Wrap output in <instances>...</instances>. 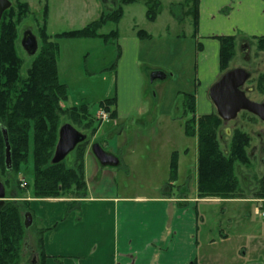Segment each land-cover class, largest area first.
<instances>
[{
	"label": "rangeland",
	"instance_id": "374dc122",
	"mask_svg": "<svg viewBox=\"0 0 264 264\" xmlns=\"http://www.w3.org/2000/svg\"><path fill=\"white\" fill-rule=\"evenodd\" d=\"M11 6L16 2L27 3L29 10L22 15L16 25L17 39L15 47L17 54L22 59L20 75L25 76L32 62L21 45L23 33L30 30L38 41L39 28L43 23V12L47 7L46 33L51 36V41L58 44V81L65 85L67 98L61 103L63 108L86 105L89 113L98 118L100 102L108 98H117L134 108L139 94V82L134 70L126 79L125 86L116 81V61L118 57V43L116 39L108 38H55L56 34L86 27L96 20L104 18L100 26L99 34H108L115 30L117 35H127L132 31L144 30L150 34V38L143 39L141 47V73L143 74V102L145 109L163 112L162 119L134 117L122 122L118 129H123L125 146L116 156L123 162L120 166H107L114 175V183L118 187L120 195H162L166 190L170 191L169 184L173 185V191L184 192L193 195L196 192L197 179V137L189 136L185 131V121L190 115L183 116L181 100L184 93H192L199 79V113L196 115L216 112V109L208 97L209 88L220 78L217 70L216 59L219 48V37L234 35L236 38V53L228 64V69L241 68L249 73L245 85H252L255 90L248 93L247 97L254 102L264 101V73L256 71L255 53L259 50L258 42L252 34L237 28L232 34H225L221 26L210 27L204 20L200 21L198 37H192L191 4L185 0H132L129 3L124 0H9ZM209 1V0H207ZM218 1V0H217ZM223 4V0H219ZM159 3V6L156 4ZM120 8V21L114 22L111 15ZM116 10V11H117ZM152 10V12H150ZM223 13L235 16L230 6L221 9ZM233 12V13H232ZM240 14V13H236ZM153 15L154 20L148 19ZM204 19V18H202ZM257 36V35H255ZM263 36V35H261ZM117 37V36H116ZM247 40L250 48L249 65L242 55L240 44ZM199 56V72L196 73L195 61ZM264 65V63H262ZM262 65V66H263ZM114 66V67H113ZM260 66V69L262 68ZM161 67L169 77L164 80L154 81L149 75L148 68ZM172 76V77H171ZM125 82V81H124ZM124 85V84H123ZM207 87V88H206ZM157 95L158 98L152 96ZM193 94V93H192ZM176 104H180L175 111ZM210 106L211 112L207 108ZM103 109V108H102ZM64 121L70 123L77 130L85 133L82 127L74 124L69 118ZM111 120V119H110ZM109 120V122H110ZM99 125V126H100ZM113 126V122L106 124ZM220 143L223 150L229 145V134L233 129L246 132L251 140L248 147L250 164L239 167L237 172L240 184L244 189V198L237 201L241 203H221L219 198L214 199L217 203H203L197 205V212L204 216L205 220L199 221L200 232L207 227L213 229L214 234H219V226L229 234L251 236L246 239L247 253L245 256L236 254L233 260L225 261V264H264V218L254 214V208L259 204L253 193L257 190L258 181L264 169V124L256 117L247 112H240L238 116L225 123L222 127ZM99 129V127H98ZM97 129V130H98ZM91 135V134H90ZM93 136H89L90 142ZM113 152L112 148H107ZM132 151V152H131ZM168 151V152H167ZM74 152L72 151L64 159L67 165H72ZM176 160V177L171 178L170 162ZM23 166L19 174L2 172L0 179L5 183L6 196L12 191L17 195H33L32 187V161ZM164 159V163H162ZM169 161V176L167 175V163ZM140 162L142 173L134 174L128 163ZM162 161V162H161ZM164 168V175L160 171ZM160 171L159 175H153V171ZM134 174V175H133ZM25 180L29 185L26 189L18 188L16 180ZM6 181L8 182L6 184ZM181 188V191H180ZM198 199V198H197ZM224 210V214L222 211ZM33 211V210H32ZM234 212L236 215L232 213ZM251 212L249 215L245 213ZM230 214H233L232 217ZM34 222L28 227L27 240L24 248L22 264H34L35 254L33 249L37 245L40 235L37 229L43 226L37 219V213L33 211ZM232 217V218H231ZM231 218L232 226L226 227ZM44 237V234L42 235ZM244 251V250H243ZM239 257V259H238ZM61 257H54V261H62Z\"/></svg>",
	"mask_w": 264,
	"mask_h": 264
},
{
	"label": "crops",
	"instance_id": "0c3cea01",
	"mask_svg": "<svg viewBox=\"0 0 264 264\" xmlns=\"http://www.w3.org/2000/svg\"><path fill=\"white\" fill-rule=\"evenodd\" d=\"M196 1L197 26L192 28V37H198L202 20L210 27L221 26L225 34H232L235 29L240 28L252 34V37L264 36V0H223V4L219 0ZM227 6L231 7L235 16L222 12L221 9ZM237 12L240 14L236 15ZM136 32L116 37L119 51L116 81L125 86L132 68L139 82L138 98L131 110L130 100L127 107L123 102L124 98H115V104L110 107L111 111H115L114 118H110L113 126L106 125L109 121L101 124L94 134V142L88 145L84 155L86 197L75 201L70 197L19 196L15 190L10 196L5 193L6 200L28 201L31 211L37 213V219L47 229L43 237V252L46 255L44 264H225V261L237 258L236 254L245 256L247 253L245 240L251 239V236L235 237L221 225L219 234H214L210 227L201 233L199 227V221L203 222L205 218L202 215L200 217L201 213L197 212L198 203H217L218 200L221 203H241L237 199H197L196 192L189 195L187 192L173 191V185L170 191L166 190L162 195H120L114 183L113 172L107 166L100 165L93 155L91 145L99 143L105 152L118 160V164L114 166H120L123 162L127 165L116 156L125 146L126 140L123 138V129L117 127L134 117L149 115L148 118H163L164 111L157 114L145 109L141 94L143 74L140 67L142 41L146 38L139 37ZM219 48L216 66L221 75ZM195 69L198 73L199 56L195 61ZM148 70L153 87L154 81L170 76L161 67ZM192 93L195 96V112L199 113V79ZM152 97L158 98L156 94ZM182 101L183 99L181 106ZM179 107L180 104H176L175 111ZM207 108L211 112L210 106ZM107 148H112L115 153L108 152ZM162 161L164 163V159ZM136 162L138 164L128 161L132 166L130 170L140 175L141 164ZM165 163L169 176V161L165 159ZM160 171L164 175L162 166ZM160 171H153V175H159ZM15 196L18 198H14ZM73 201L78 209L67 213V208ZM222 213H225L224 210ZM233 214L230 215L234 217ZM231 218L227 219L228 228L232 226ZM262 246L264 250V243ZM54 257L63 259L58 262L54 261Z\"/></svg>",
	"mask_w": 264,
	"mask_h": 264
},
{
	"label": "trees",
	"instance_id": "16d2710c",
	"mask_svg": "<svg viewBox=\"0 0 264 264\" xmlns=\"http://www.w3.org/2000/svg\"><path fill=\"white\" fill-rule=\"evenodd\" d=\"M132 0H124L129 3ZM191 4L190 14L193 16V27L197 26V1L185 0ZM159 6V3L156 4ZM27 3L16 2L4 11L0 20V174L13 172L19 174L28 162L32 161L31 177L34 198H85L87 186L85 182L84 155L89 145V136H93L100 123L92 116L86 105L63 108L61 103L66 100V87L58 81V44L51 41L46 33L47 7L43 12V23L38 30L39 47L25 76L20 75L22 59L17 54L15 40L16 25L22 15L28 12ZM117 10V9H116ZM111 15L114 22L120 18V8ZM152 12V10L150 11ZM96 20L86 27L56 34L55 38H103L116 39L115 30L108 34H99L104 18ZM153 15L148 19L154 20ZM141 38H150L144 30H137ZM259 50H264V36L255 37ZM219 64L221 72L228 70V64L236 53L235 36L219 37ZM264 85V84H263ZM264 92V87H262ZM115 104V98L100 102L99 106L110 112L114 118L115 111L110 107ZM183 116L190 115L185 121V131L189 136L197 137V198L239 199L244 198V189L240 184L238 168L250 164V136L240 130L233 129L229 134V145L222 149L220 137L223 127L222 119L212 112L195 114V96L184 93L182 101ZM71 122L82 127L87 138L74 149L72 165L65 161L52 164L60 127ZM70 124V123H69ZM3 130L11 149V169L7 170L4 163L5 141ZM83 133V132H82ZM91 134V135H90ZM177 171L176 160L170 162L171 178ZM255 198H264V169L258 181ZM8 182L6 181V184ZM19 186V180H16ZM5 186V183H3ZM27 183V187H28ZM171 190V184H169ZM26 187V188H27ZM23 188V189H26ZM21 189V188H20ZM14 198H18L15 196ZM73 201L67 208V213L77 210ZM30 212L34 222L33 212L26 200H6L0 205V264H22L28 228L24 227V214ZM47 229L40 226L37 234L40 237L33 249L34 264H44L46 255L43 252L42 235ZM58 261V260H57Z\"/></svg>",
	"mask_w": 264,
	"mask_h": 264
},
{
	"label": "water",
	"instance_id": "95a60500",
	"mask_svg": "<svg viewBox=\"0 0 264 264\" xmlns=\"http://www.w3.org/2000/svg\"><path fill=\"white\" fill-rule=\"evenodd\" d=\"M11 6L9 0H0V20L5 10ZM23 49L29 56L35 55L38 50V41L35 35L27 30L21 40ZM249 78V73L241 68H232L223 72L220 78L210 87L208 97L216 109V114L222 119L223 124L235 119L240 112H247L255 116L264 124V101L254 102L250 100L242 87ZM5 150L4 163L7 170L11 169V149L6 130H3ZM86 134L74 128L71 124H63L58 132V139L51 159L52 164H57L67 157L69 153L80 143L86 140ZM91 151L102 166H114L118 160L113 155L105 152L99 143L91 145ZM6 201L5 186L0 179V205ZM33 218L30 212L24 214V227L32 224Z\"/></svg>",
	"mask_w": 264,
	"mask_h": 264
},
{
	"label": "flooded vegetation",
	"instance_id": "af4514ba",
	"mask_svg": "<svg viewBox=\"0 0 264 264\" xmlns=\"http://www.w3.org/2000/svg\"><path fill=\"white\" fill-rule=\"evenodd\" d=\"M249 48H250V45H249V42L247 40L243 41L241 44H240V49H241V52H242V55L246 58L247 60V63L249 65H251V63H253V60H249V56H248V52H249ZM254 65H255V68H256V71H259V70H262L263 73H264V65L262 63H264V50H258L256 53H255V58H254ZM263 65V66H262ZM260 66H262V68L260 69ZM242 90H244V92L248 95V93H252L255 88L252 87V85H245L242 87ZM246 95V96H247ZM251 115V114H250ZM253 116V115H252ZM255 117V116H254ZM262 123V122H261ZM263 124V123H262ZM223 126H225L223 124ZM223 129V128H222ZM221 138V137H220Z\"/></svg>",
	"mask_w": 264,
	"mask_h": 264
},
{
	"label": "built area",
	"instance_id": "2783aa9c",
	"mask_svg": "<svg viewBox=\"0 0 264 264\" xmlns=\"http://www.w3.org/2000/svg\"><path fill=\"white\" fill-rule=\"evenodd\" d=\"M98 118L101 120V124L108 122L110 120V112L105 110L104 108L100 109L98 112ZM19 186L20 188H26L27 182L23 179L19 181ZM256 202L259 203L255 208H254V214L255 216L259 218H264V199H256Z\"/></svg>",
	"mask_w": 264,
	"mask_h": 264
}]
</instances>
